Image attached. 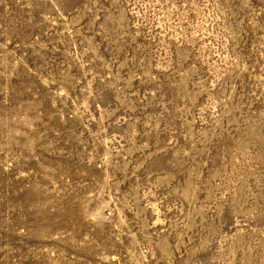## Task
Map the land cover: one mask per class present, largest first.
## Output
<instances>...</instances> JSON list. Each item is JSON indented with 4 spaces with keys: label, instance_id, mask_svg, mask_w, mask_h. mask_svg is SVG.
<instances>
[{
    "label": "rangeland",
    "instance_id": "obj_1",
    "mask_svg": "<svg viewBox=\"0 0 264 264\" xmlns=\"http://www.w3.org/2000/svg\"><path fill=\"white\" fill-rule=\"evenodd\" d=\"M0 264H264V0H0Z\"/></svg>",
    "mask_w": 264,
    "mask_h": 264
}]
</instances>
